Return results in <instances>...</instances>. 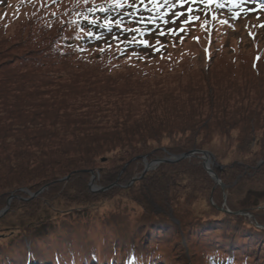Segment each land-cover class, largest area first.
<instances>
[{"label":"trees","instance_id":"obj_1","mask_svg":"<svg viewBox=\"0 0 264 264\" xmlns=\"http://www.w3.org/2000/svg\"><path fill=\"white\" fill-rule=\"evenodd\" d=\"M103 1L96 8L41 0L20 14L3 11L1 2L0 212L13 198L0 217L10 228L0 237V264H264V229L236 214L248 213L264 226L259 202L227 203L226 212L219 197L217 209L206 215L176 205L172 211L166 188L179 178L193 186L201 182L207 191L215 186L201 154L147 172L142 164L163 159L164 151L151 147L164 136L173 137L175 147L168 151L177 156L226 138L239 153L224 165L229 175L243 174L240 187L264 188V154L253 148L264 120L260 54L247 68L232 59L229 68L214 71L209 64L195 78L183 59L120 63L131 50L146 48L154 31L147 33L148 26L134 19L137 5ZM127 28L134 30L133 39ZM163 76L168 84L154 86L151 77ZM117 81L122 87H115ZM251 93L254 103L247 101ZM238 126L235 146L232 131ZM179 137L189 147L178 145ZM112 155L120 158L115 166H96ZM92 171L106 191L90 190ZM214 172L227 184L223 168ZM221 193L216 188L211 197ZM250 193L264 198V189ZM118 195L116 210L97 225L95 219L58 221L60 213L32 224L47 212L46 200L85 210L87 203ZM126 201L140 212L128 213ZM164 227L169 232L162 235ZM172 241L174 248L162 253Z\"/></svg>","mask_w":264,"mask_h":264},{"label":"rangeland","instance_id":"obj_2","mask_svg":"<svg viewBox=\"0 0 264 264\" xmlns=\"http://www.w3.org/2000/svg\"><path fill=\"white\" fill-rule=\"evenodd\" d=\"M41 0H3L6 3L3 11H16L18 14L25 12V9H30L34 3L36 4ZM67 2H72L78 5L86 4L87 6L97 5L96 8L102 6L103 0H66ZM105 2L117 4L122 3L123 6L132 5L137 0H104ZM103 1V2H104ZM150 2L138 8L135 11V15H138L136 20H141L147 22V26L154 31L150 38H147L144 48H138L131 50L130 53L126 54L124 57L120 58V63L130 62V64H150L153 60L163 57V59L168 60L169 58L175 60H184V68L187 65L188 74L192 78L197 77L201 70L206 68L209 64L212 70L218 71L230 67L232 59H237V64L241 67H249V63L254 54H260L261 60L264 61V0H149ZM2 0H0L1 5ZM1 8V7H0ZM2 11V10H1ZM129 16H132L129 14ZM131 18V17H129ZM140 21V22H141ZM142 22V23H144ZM161 28V31H158ZM126 35L130 36L131 39L134 38V30L126 29ZM113 42V41H109ZM162 59V60H163ZM260 64L264 67V62ZM125 67L120 69L123 70ZM175 75V74H173ZM172 75V76H173ZM153 80L151 82L154 84H164L168 82L165 80L168 77H151ZM117 88L122 87L120 81L114 83ZM120 84V85H119ZM177 85L173 83L172 86ZM153 89V88H152ZM143 91H147L144 89ZM254 93H251L247 97V101L254 103ZM260 105V103L258 104ZM264 103L261 102V106ZM262 116L264 115V109H261ZM255 133V144L253 146L256 151L255 154H264V120L258 125ZM233 141L235 146L239 136L242 134V128L240 126L236 127L233 131ZM169 138H161L158 143H152V150L160 149L164 151L165 159L177 156L168 151V148L175 145L173 137L170 135ZM180 138V137H179ZM176 139L178 145H184L189 147L186 139L180 138ZM218 138V136L216 137ZM241 138V137H240ZM224 138L222 141L220 139H214L213 142L204 150L209 151L213 154V157L201 156V161L204 168L207 164L206 161L209 160V167L214 171L216 167L225 170V178L227 184L219 176L221 184H215L213 189L204 190L202 189L201 182L193 186L191 180L189 184L186 179L179 178L177 185L173 188H169L167 193L173 199L172 211L175 212V205L179 208L191 210L196 214L211 213L217 209L215 198H223V205L230 206L240 205L246 201L250 203H260L258 210H263L259 217L264 220V198L258 193H250L262 191L264 188L255 187L253 185H242L240 187V179L243 174L238 176H230L228 173V167L224 166L226 162H230L235 159L239 154L235 151V147H230L231 144H226ZM212 148V149H210ZM237 148V147H236ZM215 154V155H214ZM128 154H123L127 156ZM219 157H217V156ZM117 155H112L109 157L108 161L97 160L96 166H115L117 164L116 160L120 158ZM129 158V157H126ZM164 159V160H165ZM221 159V160H220ZM156 160V159H155ZM123 161V160H122ZM144 166V163H142ZM153 170V169H152ZM206 170V169H205ZM100 173V172H99ZM94 186L96 183H93ZM191 185V186H190ZM214 185V183H212ZM192 187V188H191ZM221 188V195H214L211 197V193L214 189ZM257 189V190H251ZM176 197V198H175ZM113 201H100V202H90L87 203L85 210H81L78 206H69L67 204L54 205L49 200L46 202L50 206L45 209L47 212L40 215L39 217L33 219L32 224H36L38 219L40 221H46L52 219L54 214L60 213L56 216V220H72L77 219L82 221L83 219L91 220L95 219V225H97L102 219L109 217V214L116 210L118 203L115 200L121 199V196L113 197ZM117 198V199H116ZM110 200V199H109ZM132 200V199H130ZM226 202V203H225ZM127 205L123 206L128 208V213L136 215L140 212L139 208H135L133 204L129 201L125 202ZM124 208V209H125ZM85 213H83V212ZM42 213V212H41ZM74 213V214H73ZM77 213H80L76 215ZM12 218V216H7ZM207 217V216H206ZM6 218V217H5ZM43 218V219H41ZM252 224L259 230H263L262 225L258 224L256 219H251L248 217ZM6 220V219H5ZM4 220V221H5ZM93 221V220H92ZM0 223V237L2 234L9 232L10 228L8 224ZM250 227V225H247ZM97 227V226H96ZM167 227L162 228L164 234H167L169 230ZM158 234L156 237L162 236ZM242 244V243H240ZM239 244V245H240ZM255 245V244H254ZM169 247L174 248L173 241L170 244H164L162 248L165 250L161 251L165 253ZM260 247V246H259ZM258 247V248H259ZM101 248V246H100ZM102 249V248H101ZM184 249L182 248V252ZM186 252V250H185ZM91 253V252H90ZM250 256L255 260L258 257V252H255L253 248L249 251ZM173 256V255H172ZM185 256V255H184Z\"/></svg>","mask_w":264,"mask_h":264},{"label":"water","instance_id":"obj_3","mask_svg":"<svg viewBox=\"0 0 264 264\" xmlns=\"http://www.w3.org/2000/svg\"><path fill=\"white\" fill-rule=\"evenodd\" d=\"M196 152L203 154L205 157H207V156L210 157V158L213 157L212 154L210 152H208V151H193V152H191L189 154H184V155H181V156H178V157H172V158L165 159V160H161V161H168V162L178 161L180 159H184V158H186L188 156H191V155H193ZM103 161H105V159H103ZM161 161H154V162H152L150 164H146L145 165L144 172H147L148 170L152 169L154 167V165L160 163ZM206 163L207 164L205 165V168L208 171V173L213 177V179L216 181V183L222 185L221 182H220V180L218 179V177L214 173V171L208 166V163H210L209 160H207ZM90 188H91L92 191H105V190H107L106 188L105 189H101V188H99L97 186H93L92 184L90 185ZM38 193H40V192H38ZM38 193H34V194L31 193L30 194L31 198L35 197ZM12 198L13 197H10L9 198L7 207L4 208L0 212V217L3 216V215H5L9 211V206H10V203H11Z\"/></svg>","mask_w":264,"mask_h":264},{"label":"bare ground","instance_id":"obj_4","mask_svg":"<svg viewBox=\"0 0 264 264\" xmlns=\"http://www.w3.org/2000/svg\"><path fill=\"white\" fill-rule=\"evenodd\" d=\"M209 164V163H208Z\"/></svg>","mask_w":264,"mask_h":264}]
</instances>
